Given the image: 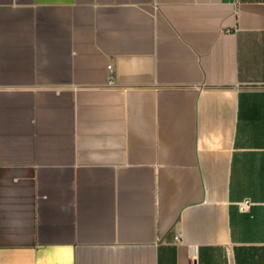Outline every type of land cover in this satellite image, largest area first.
<instances>
[{
	"label": "crops",
	"instance_id": "0c3cea01",
	"mask_svg": "<svg viewBox=\"0 0 264 264\" xmlns=\"http://www.w3.org/2000/svg\"><path fill=\"white\" fill-rule=\"evenodd\" d=\"M0 264H264V0H0Z\"/></svg>",
	"mask_w": 264,
	"mask_h": 264
},
{
	"label": "built area",
	"instance_id": "2783aa9c",
	"mask_svg": "<svg viewBox=\"0 0 264 264\" xmlns=\"http://www.w3.org/2000/svg\"><path fill=\"white\" fill-rule=\"evenodd\" d=\"M109 68L111 69L112 67L109 66ZM248 206H249V203H248V202H245V203L242 205L243 208H247Z\"/></svg>",
	"mask_w": 264,
	"mask_h": 264
}]
</instances>
